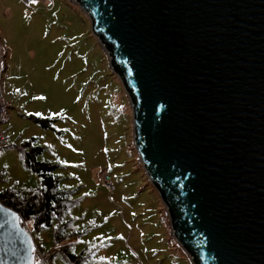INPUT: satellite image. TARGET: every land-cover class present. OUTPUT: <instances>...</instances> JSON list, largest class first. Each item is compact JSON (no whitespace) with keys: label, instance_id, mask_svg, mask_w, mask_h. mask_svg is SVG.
<instances>
[{"label":"water","instance_id":"water-1","mask_svg":"<svg viewBox=\"0 0 264 264\" xmlns=\"http://www.w3.org/2000/svg\"><path fill=\"white\" fill-rule=\"evenodd\" d=\"M132 101L135 144L194 264H264V0H74ZM0 202V264H36Z\"/></svg>","mask_w":264,"mask_h":264},{"label":"rangeland","instance_id":"rangeland-1","mask_svg":"<svg viewBox=\"0 0 264 264\" xmlns=\"http://www.w3.org/2000/svg\"><path fill=\"white\" fill-rule=\"evenodd\" d=\"M0 48L8 57L1 89L9 105L0 124V193L40 186L21 153L24 142L37 138L46 148L40 160L59 164L61 187L74 191L69 216L86 232L76 254L104 242L97 257L108 264H194L140 160L131 98L80 5L0 0ZM33 117L54 121L53 128ZM25 224L36 263L67 264L54 250L51 229ZM50 251L49 259L41 255Z\"/></svg>","mask_w":264,"mask_h":264},{"label":"trees","instance_id":"trees-1","mask_svg":"<svg viewBox=\"0 0 264 264\" xmlns=\"http://www.w3.org/2000/svg\"><path fill=\"white\" fill-rule=\"evenodd\" d=\"M42 128H53L54 121L33 117ZM45 147L38 145L37 138L24 142L21 153L24 165L40 178V186L31 191L6 190L0 193V202L17 212L24 228L26 222H33L36 230L51 229L56 253H61L67 264H108L97 257L104 242L87 245L76 254L74 247L86 232L77 227L78 218L70 217V209L76 204L73 190L61 187L62 178L57 174L60 165L48 160H40ZM77 239L76 242H70ZM66 243V244H65ZM36 264H45L39 260Z\"/></svg>","mask_w":264,"mask_h":264},{"label":"built area","instance_id":"built-area-1","mask_svg":"<svg viewBox=\"0 0 264 264\" xmlns=\"http://www.w3.org/2000/svg\"><path fill=\"white\" fill-rule=\"evenodd\" d=\"M7 58L8 57H7L6 53H4L0 48V124L4 120V115H5L6 109L9 107L7 101L5 100V98L3 96L2 89H1V81H2L3 71L7 68V63H8ZM4 142H5V139H4V137L0 131V146L3 145ZM54 254H55V252H51V251L41 253V255L45 259H49Z\"/></svg>","mask_w":264,"mask_h":264},{"label":"snow or ice","instance_id":"snow-or-ice-1","mask_svg":"<svg viewBox=\"0 0 264 264\" xmlns=\"http://www.w3.org/2000/svg\"><path fill=\"white\" fill-rule=\"evenodd\" d=\"M32 2H33V3H36V2H37V0H32Z\"/></svg>","mask_w":264,"mask_h":264},{"label":"clouds","instance_id":"clouds-1","mask_svg":"<svg viewBox=\"0 0 264 264\" xmlns=\"http://www.w3.org/2000/svg\"><path fill=\"white\" fill-rule=\"evenodd\" d=\"M37 256H38V252H37Z\"/></svg>","mask_w":264,"mask_h":264}]
</instances>
